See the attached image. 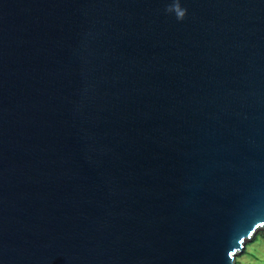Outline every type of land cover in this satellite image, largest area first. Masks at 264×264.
Here are the masks:
<instances>
[{
	"label": "water",
	"instance_id": "water-1",
	"mask_svg": "<svg viewBox=\"0 0 264 264\" xmlns=\"http://www.w3.org/2000/svg\"><path fill=\"white\" fill-rule=\"evenodd\" d=\"M260 228L264 0H0V264H235Z\"/></svg>",
	"mask_w": 264,
	"mask_h": 264
},
{
	"label": "rangeland",
	"instance_id": "rangeland-1",
	"mask_svg": "<svg viewBox=\"0 0 264 264\" xmlns=\"http://www.w3.org/2000/svg\"><path fill=\"white\" fill-rule=\"evenodd\" d=\"M235 264H264V228L245 241L243 251L235 255Z\"/></svg>",
	"mask_w": 264,
	"mask_h": 264
},
{
	"label": "clouds",
	"instance_id": "clouds-1",
	"mask_svg": "<svg viewBox=\"0 0 264 264\" xmlns=\"http://www.w3.org/2000/svg\"><path fill=\"white\" fill-rule=\"evenodd\" d=\"M178 7V6H177ZM170 10H172V9H170ZM178 18H180V19H182L183 18V15H184V13L183 12H178Z\"/></svg>",
	"mask_w": 264,
	"mask_h": 264
}]
</instances>
